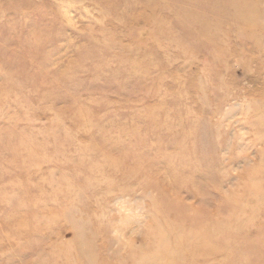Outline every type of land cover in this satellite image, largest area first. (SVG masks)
Segmentation results:
<instances>
[{
  "label": "rangeland",
  "instance_id": "374dc122",
  "mask_svg": "<svg viewBox=\"0 0 264 264\" xmlns=\"http://www.w3.org/2000/svg\"><path fill=\"white\" fill-rule=\"evenodd\" d=\"M0 264H264V0H0Z\"/></svg>",
  "mask_w": 264,
  "mask_h": 264
}]
</instances>
